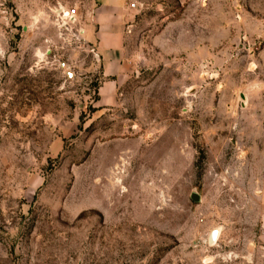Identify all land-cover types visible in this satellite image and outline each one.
Listing matches in <instances>:
<instances>
[{
  "label": "rangeland",
  "instance_id": "rangeland-1",
  "mask_svg": "<svg viewBox=\"0 0 264 264\" xmlns=\"http://www.w3.org/2000/svg\"><path fill=\"white\" fill-rule=\"evenodd\" d=\"M126 1L99 109L95 0H0V264H264V0Z\"/></svg>",
  "mask_w": 264,
  "mask_h": 264
},
{
  "label": "crops",
  "instance_id": "crops-1",
  "mask_svg": "<svg viewBox=\"0 0 264 264\" xmlns=\"http://www.w3.org/2000/svg\"><path fill=\"white\" fill-rule=\"evenodd\" d=\"M90 9L86 13L80 8L82 16L88 15L89 20L77 22L81 24L83 38L94 50L105 79L95 107H116L118 89L131 72L127 40L133 10L126 0H95Z\"/></svg>",
  "mask_w": 264,
  "mask_h": 264
},
{
  "label": "built area",
  "instance_id": "built-area-1",
  "mask_svg": "<svg viewBox=\"0 0 264 264\" xmlns=\"http://www.w3.org/2000/svg\"><path fill=\"white\" fill-rule=\"evenodd\" d=\"M60 13L58 14L59 15V19L61 21H64V19L67 21V20H74L75 17L77 16V12L76 10H71V11H66L65 9H61L59 11Z\"/></svg>",
  "mask_w": 264,
  "mask_h": 264
},
{
  "label": "water",
  "instance_id": "water-1",
  "mask_svg": "<svg viewBox=\"0 0 264 264\" xmlns=\"http://www.w3.org/2000/svg\"><path fill=\"white\" fill-rule=\"evenodd\" d=\"M193 200L196 202V203H199L200 202V197L198 195H194L193 197ZM215 234L216 232L213 233L212 237H211V243H213V239L215 237Z\"/></svg>",
  "mask_w": 264,
  "mask_h": 264
},
{
  "label": "bare ground",
  "instance_id": "bare-ground-1",
  "mask_svg": "<svg viewBox=\"0 0 264 264\" xmlns=\"http://www.w3.org/2000/svg\"><path fill=\"white\" fill-rule=\"evenodd\" d=\"M219 236H220V231L218 230V231H216L215 237L213 239V243L215 240H217L219 238Z\"/></svg>",
  "mask_w": 264,
  "mask_h": 264
}]
</instances>
